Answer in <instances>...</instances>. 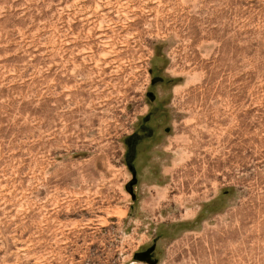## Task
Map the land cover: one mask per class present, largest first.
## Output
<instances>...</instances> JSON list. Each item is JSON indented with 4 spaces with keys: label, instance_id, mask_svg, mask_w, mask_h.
I'll return each instance as SVG.
<instances>
[{
    "label": "rangeland",
    "instance_id": "1",
    "mask_svg": "<svg viewBox=\"0 0 264 264\" xmlns=\"http://www.w3.org/2000/svg\"><path fill=\"white\" fill-rule=\"evenodd\" d=\"M218 257L264 264V0H0V264Z\"/></svg>",
    "mask_w": 264,
    "mask_h": 264
},
{
    "label": "flooded vegetation",
    "instance_id": "2",
    "mask_svg": "<svg viewBox=\"0 0 264 264\" xmlns=\"http://www.w3.org/2000/svg\"><path fill=\"white\" fill-rule=\"evenodd\" d=\"M150 100H151V102L154 103L156 101L155 95H151V99ZM146 114L147 115L143 118L144 120L142 121L141 125L133 132V134L136 137H141L143 134H145L147 132V130H150L151 129L150 119H151L152 111L149 110ZM135 181H136V179L134 178V182ZM132 189H133V193H134L135 192L134 187H132ZM143 252H145V251H143Z\"/></svg>",
    "mask_w": 264,
    "mask_h": 264
},
{
    "label": "bare ground",
    "instance_id": "3",
    "mask_svg": "<svg viewBox=\"0 0 264 264\" xmlns=\"http://www.w3.org/2000/svg\"><path fill=\"white\" fill-rule=\"evenodd\" d=\"M235 255V254H234ZM236 256V255H235ZM235 256H234V258H235ZM245 256V255H244ZM212 257V256H211ZM221 257V256H220ZM220 257H218V259H214L213 261L216 263V264H224V263H221V261H219V258ZM226 257V256H225ZM138 258V257H137ZM217 258V257H216ZM228 258V257H227ZM232 258V257H231ZM140 259H144V256L142 255V256H140ZM147 259V258H146ZM240 259H241V257H240ZM243 259V258H242ZM245 259V258H244ZM152 259H150V261H151ZM225 260H226V258H225ZM232 260V262H233V259H231ZM141 261V260H140ZM224 262V261H223ZM239 262V261H238ZM243 262V261H242ZM241 262V263H242ZM212 263V262H211ZM215 263H212V264H215ZM227 263V262H226ZM228 263H231L230 261L228 262ZM227 263V264H228ZM237 263V262H236ZM235 263V264H236ZM244 263V262H243Z\"/></svg>",
    "mask_w": 264,
    "mask_h": 264
},
{
    "label": "water",
    "instance_id": "4",
    "mask_svg": "<svg viewBox=\"0 0 264 264\" xmlns=\"http://www.w3.org/2000/svg\"><path fill=\"white\" fill-rule=\"evenodd\" d=\"M132 187H133V184L130 185V192L133 194V189H132Z\"/></svg>",
    "mask_w": 264,
    "mask_h": 264
}]
</instances>
